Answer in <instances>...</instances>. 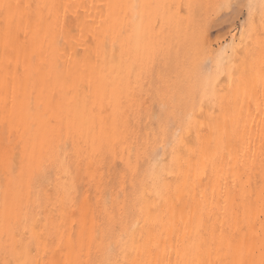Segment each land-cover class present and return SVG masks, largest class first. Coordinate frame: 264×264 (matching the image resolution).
I'll return each instance as SVG.
<instances>
[{"label":"bare ground","instance_id":"1","mask_svg":"<svg viewBox=\"0 0 264 264\" xmlns=\"http://www.w3.org/2000/svg\"><path fill=\"white\" fill-rule=\"evenodd\" d=\"M232 1L0 0V264H264V0L215 47Z\"/></svg>","mask_w":264,"mask_h":264},{"label":"rangeland","instance_id":"2","mask_svg":"<svg viewBox=\"0 0 264 264\" xmlns=\"http://www.w3.org/2000/svg\"><path fill=\"white\" fill-rule=\"evenodd\" d=\"M235 1L233 0L232 4L231 5L229 4L228 7H230V8L228 10V7H227V9H226L227 11L225 9L224 10L222 9V8H226L225 6H223L221 8L222 12L218 9H213L215 7H213V8L210 7L209 10L213 9L214 11L208 10V13L203 16L204 21H207L206 27H208L209 30L211 31L209 33H210V36H212L211 39H212L213 45L215 47L218 46V43H220V45H225L224 43L230 39L229 37H231L232 33L233 34H234V32L239 33L240 32L239 29H241V27L243 25L242 23L244 22L246 24L249 21V19L251 18L250 9H249L250 8L249 7V5H250L249 1L248 0H246V1L245 0H238L236 2ZM238 2H239V4H238ZM215 10H217L216 11L217 13H215ZM178 17H180L179 14H178ZM208 23L211 25L210 27L208 26L209 25ZM231 25H232V27H231ZM206 27H205V30L207 31ZM188 31L190 32V34L194 33L193 29L188 30ZM214 37H215V39H218V40L214 41ZM216 42H218V43H216ZM177 46L178 45H176V43L174 41L170 45V52L174 56L177 55ZM167 69H168L167 65H164V64H159L158 66L156 65L154 67V71H153L154 78L161 82L160 74L163 73L164 71H166ZM154 93L157 94L156 92H154Z\"/></svg>","mask_w":264,"mask_h":264}]
</instances>
